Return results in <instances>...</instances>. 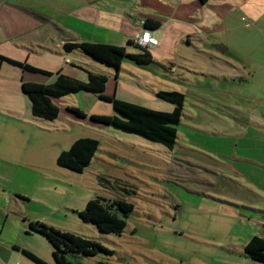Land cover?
<instances>
[{
	"label": "rangeland",
	"instance_id": "1",
	"mask_svg": "<svg viewBox=\"0 0 264 264\" xmlns=\"http://www.w3.org/2000/svg\"><path fill=\"white\" fill-rule=\"evenodd\" d=\"M96 1L98 8H81L82 0H4L0 52L20 54L48 69L53 76H30L50 84L57 72L51 58L56 56L43 48L58 50L35 41L17 48L11 35L28 31L20 39H45L49 27L56 40L67 38L64 30L69 28L85 41L125 47L129 26L123 24V9L131 10V17L145 16L142 7L150 0ZM246 23L240 22V32H212L215 36L205 41L211 47L186 27L164 28L156 34L159 44L149 47L154 63L140 68L124 61L117 78L113 68L100 63L94 68L84 53L75 51L74 59L85 60L82 70L106 76V97L170 112L173 106L156 94L184 95L170 150L91 120L115 113L110 103L89 93L54 99L59 112L53 121L32 118L21 91V82L30 76L0 61V264H34L13 247L33 250L55 264L47 241L26 234L29 221L113 251L68 257L89 264H257L240 253L251 238L264 237V28L253 30ZM163 30L167 36L161 41ZM186 33L197 37L189 46ZM222 44L229 54L218 52ZM72 70L85 78V72ZM81 137L99 143L88 167L75 173L57 166L60 152ZM115 178L135 188L127 197L134 213L121 235L102 233L76 214L95 197L125 196Z\"/></svg>",
	"mask_w": 264,
	"mask_h": 264
},
{
	"label": "trees",
	"instance_id": "2",
	"mask_svg": "<svg viewBox=\"0 0 264 264\" xmlns=\"http://www.w3.org/2000/svg\"><path fill=\"white\" fill-rule=\"evenodd\" d=\"M158 20L151 18L143 22L144 30L153 33L160 27ZM127 47L137 49L135 53L127 51ZM66 54L80 51L82 57L91 62L94 68L100 64L113 68L115 78L121 70L124 61L136 67L145 68L154 63L149 47H142L127 41L126 46H115L92 42H65L62 46ZM0 61L5 62L21 71L28 73L52 76L51 73L29 64L27 61H19L0 54ZM100 63V64H98ZM84 81L69 77L61 72L56 73L55 81L50 84H38L32 82H21V91L29 102L31 117L38 120L53 121L58 116V107L53 103L54 99L68 95L84 92L93 94L99 100L111 104L112 116H92L91 120L108 125L126 134L136 135L149 142L158 143L167 149H172L177 138L184 95L178 91H159L156 97L173 106L172 111H157L140 105L127 103L116 97H106L103 92L107 78L99 71H85ZM69 112L78 117L83 113L76 107H67ZM99 143L90 137L76 139L69 149L62 150L57 157V166L75 173H82L90 164L98 151ZM119 189L125 196L122 198L95 197L87 202L83 210L77 212L78 218L83 222L96 227L100 232L106 234L121 235L127 225V220L134 213V205L127 200L131 194H135L133 185L114 179ZM26 234L33 233L42 237L51 247V254L55 264H89L87 262L70 260L74 257H96L99 254L113 255V251L104 247L97 241L84 238L80 235L61 231L53 226L42 222H27ZM22 256L34 264H47L40 256L30 249H18ZM243 256L257 264H264V237L254 236L244 246ZM92 264H110L104 261H96Z\"/></svg>",
	"mask_w": 264,
	"mask_h": 264
},
{
	"label": "crops",
	"instance_id": "3",
	"mask_svg": "<svg viewBox=\"0 0 264 264\" xmlns=\"http://www.w3.org/2000/svg\"><path fill=\"white\" fill-rule=\"evenodd\" d=\"M81 3H82L81 8H84V6L98 8V4L96 0H87V1L82 0ZM3 7H5L4 0H0V9H2ZM142 9L146 10L147 13H145V16L139 14L137 17H131L132 14L131 10L123 9L125 10L123 11L124 13H122L123 15L122 17L124 18L123 24L129 26V31L126 33V36L124 37L125 42L133 41L136 35H138L137 28L140 27V29L142 30L141 27L143 26V22L149 18L153 20H158L161 24L160 27L153 32L155 38L157 39V45L159 44V41L156 34L158 31L164 28L166 30L167 29L176 30L179 28V26L186 27L190 29L192 33H195L196 36H198V41L203 43L204 44L203 46L206 47L212 46L210 44L209 45L206 44L205 42L206 40L208 41L213 36H215L213 35L212 32H217L216 35H218L219 32L220 33L231 32V31L240 32V28L244 29L243 26L240 25V22H244V21L248 22L246 23L247 24L246 26L252 28L253 30L256 29L260 30L264 28V0H153V1L150 0L148 5L142 7ZM43 20H45V22L48 21L47 19H43ZM59 31L63 32V30L61 29H59ZM27 32L28 31L19 32L16 34L14 33L8 39L9 41H12V43L15 44L17 48H19L18 43H22V42L27 44H31L34 41L42 42L44 44L47 43L46 45L49 47H51L49 44L53 45L55 49L58 51H52L51 49H45V48H43V50L56 56V58H51V61L55 59L57 62L55 64L57 66L56 73L61 72L64 75L82 81L86 79V76L85 78H83L82 77L83 75L80 76L78 72L72 70V69H76L84 73L86 70L85 69L82 70L79 66L82 67L84 65L85 60L79 61V59L76 58L74 59V56H76V54H74L75 52L66 54L62 49L63 44L68 41L89 42V41H85L81 34L77 33L73 29L66 28V30H64V33L68 36L67 38H58L56 40H53L52 39L53 33L51 32V29L49 27H46L45 39H41L40 37L37 39L36 38L35 39L26 38L25 40L20 39V37L26 34ZM186 35H187L185 39L186 45L189 46L194 41H196L194 39L197 37L194 36L193 39L192 36L189 35V33H186ZM166 36L167 35L163 30L160 36V40L164 41ZM94 40L95 39H92V41ZM113 44L115 43L109 45H113ZM223 44L219 45V47L224 48ZM213 47H215V45ZM229 53H230L229 49H226L224 53H220V54H229ZM0 54L1 55L4 54V56L6 55L7 57L19 61H23L20 54L17 55L16 53H3V52H0ZM59 57L62 59V61L57 59ZM76 64L78 65L76 66ZM88 64L92 65L91 62H88ZM69 65L70 67H72V69L68 67ZM44 71L49 72L48 69H45ZM21 73L27 74L29 76L41 75L35 73H28L24 71H21ZM23 74L21 75V78L24 79ZM41 76H45V75H41ZM24 81L38 83V84H49V82L40 81V79L33 78L32 76L25 78ZM240 256L245 260V257L243 256V251L242 253H240Z\"/></svg>",
	"mask_w": 264,
	"mask_h": 264
},
{
	"label": "built area",
	"instance_id": "4",
	"mask_svg": "<svg viewBox=\"0 0 264 264\" xmlns=\"http://www.w3.org/2000/svg\"><path fill=\"white\" fill-rule=\"evenodd\" d=\"M143 27V26H142ZM133 43L140 45L142 47H154L157 45V39L154 34L148 30H141V33L136 35L133 40Z\"/></svg>",
	"mask_w": 264,
	"mask_h": 264
},
{
	"label": "water",
	"instance_id": "5",
	"mask_svg": "<svg viewBox=\"0 0 264 264\" xmlns=\"http://www.w3.org/2000/svg\"><path fill=\"white\" fill-rule=\"evenodd\" d=\"M218 51L221 53H224L226 51V48H222V47H217Z\"/></svg>",
	"mask_w": 264,
	"mask_h": 264
}]
</instances>
